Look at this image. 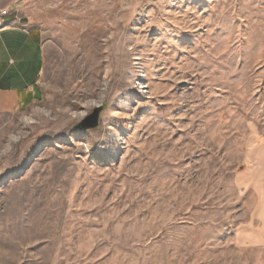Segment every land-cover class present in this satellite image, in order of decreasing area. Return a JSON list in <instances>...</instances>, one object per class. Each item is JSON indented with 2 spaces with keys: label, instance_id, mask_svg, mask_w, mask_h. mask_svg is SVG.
<instances>
[{
  "label": "rangeland",
  "instance_id": "obj_1",
  "mask_svg": "<svg viewBox=\"0 0 264 264\" xmlns=\"http://www.w3.org/2000/svg\"><path fill=\"white\" fill-rule=\"evenodd\" d=\"M23 6L44 67L0 110V264H264V0Z\"/></svg>",
  "mask_w": 264,
  "mask_h": 264
},
{
  "label": "crops",
  "instance_id": "obj_2",
  "mask_svg": "<svg viewBox=\"0 0 264 264\" xmlns=\"http://www.w3.org/2000/svg\"><path fill=\"white\" fill-rule=\"evenodd\" d=\"M24 0H0V110L31 105L40 96L43 31L21 20Z\"/></svg>",
  "mask_w": 264,
  "mask_h": 264
},
{
  "label": "water",
  "instance_id": "obj_3",
  "mask_svg": "<svg viewBox=\"0 0 264 264\" xmlns=\"http://www.w3.org/2000/svg\"><path fill=\"white\" fill-rule=\"evenodd\" d=\"M101 109H103L102 105L93 109L94 111L90 115L78 123V127L83 130L97 127L99 125L98 122H100Z\"/></svg>",
  "mask_w": 264,
  "mask_h": 264
},
{
  "label": "built area",
  "instance_id": "obj_4",
  "mask_svg": "<svg viewBox=\"0 0 264 264\" xmlns=\"http://www.w3.org/2000/svg\"><path fill=\"white\" fill-rule=\"evenodd\" d=\"M10 13L9 9H0V16L8 15ZM1 30V28H0Z\"/></svg>",
  "mask_w": 264,
  "mask_h": 264
}]
</instances>
